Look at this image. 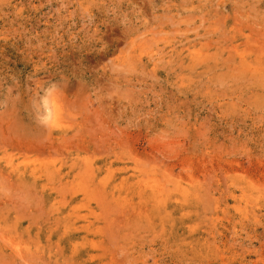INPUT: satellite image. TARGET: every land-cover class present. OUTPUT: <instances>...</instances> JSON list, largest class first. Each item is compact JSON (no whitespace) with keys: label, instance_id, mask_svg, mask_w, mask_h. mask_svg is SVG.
Wrapping results in <instances>:
<instances>
[{"label":"rangeland","instance_id":"374dc122","mask_svg":"<svg viewBox=\"0 0 264 264\" xmlns=\"http://www.w3.org/2000/svg\"><path fill=\"white\" fill-rule=\"evenodd\" d=\"M0 264H264V0H0Z\"/></svg>","mask_w":264,"mask_h":264}]
</instances>
